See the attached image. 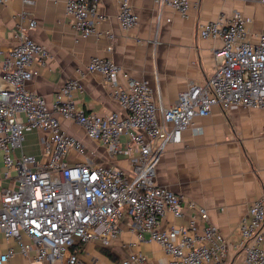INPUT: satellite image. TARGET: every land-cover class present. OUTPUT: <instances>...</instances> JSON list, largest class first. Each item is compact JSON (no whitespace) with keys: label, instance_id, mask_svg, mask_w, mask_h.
<instances>
[{"label":"built area","instance_id":"1","mask_svg":"<svg viewBox=\"0 0 264 264\" xmlns=\"http://www.w3.org/2000/svg\"><path fill=\"white\" fill-rule=\"evenodd\" d=\"M10 1L0 0V6ZM22 2L32 5L34 0ZM155 2L159 20L164 8L187 17L192 7L190 0ZM66 12L78 39L99 35L98 25L106 20L100 0H66ZM18 16L17 44L0 71V161L15 181L0 199V235L17 248L0 253V264H11L18 251L25 258L33 252L41 264H82L80 244L111 247L123 218L130 219L128 230L137 243L157 244L167 261H152L140 251L117 264H229L231 251L237 252L239 264H264L263 198L250 204L230 240L209 223L206 208L157 183L161 155L167 145L181 143L196 118L210 115L215 106L224 112L238 106L264 110V32L253 33L250 18L239 11L204 23L199 37L222 41L214 50L215 72L205 84L192 82L169 107L155 103L147 80L134 78L111 59L92 58L87 72L104 77L123 111L100 115L78 105L74 94L82 87L77 79L68 81L51 105L28 90L49 51L30 36L36 20L26 12ZM117 21L123 31L138 26L140 17L129 0L121 3ZM60 117L104 148L106 161L97 162V151L64 130ZM39 130L48 134L42 140L43 163L23 152L26 134ZM71 153L82 158L70 163ZM119 159L127 160L129 169L114 163ZM168 215L188 218L185 224H169Z\"/></svg>","mask_w":264,"mask_h":264},{"label":"crops","instance_id":"2","mask_svg":"<svg viewBox=\"0 0 264 264\" xmlns=\"http://www.w3.org/2000/svg\"><path fill=\"white\" fill-rule=\"evenodd\" d=\"M129 1L140 17L136 28L123 31L119 26L117 14L124 0H100L106 20L98 25L99 35L87 39L76 37L66 0H34L32 5L12 0L7 7L0 6V71L17 44L14 33L18 15L26 12L37 22L30 36L49 51L45 63L39 62L38 75L28 83V90L43 96L49 105L68 81L77 79L82 91L74 95L81 108L100 115L123 113L104 77L87 72L90 60L101 57L113 60L134 78L147 80L155 103L169 107L192 82L205 84L215 72L214 50L222 46V41L200 38L198 31L204 23L239 11L250 18L253 33L264 32V3L256 0H190L187 17L167 7L161 11L160 20L155 0ZM109 34L114 35L113 40ZM60 121L63 129L82 140L88 150L97 151V162L106 161V150L91 142L80 127L61 117ZM47 135L41 130L28 132L23 152L45 162L42 140ZM114 163L129 169L127 160ZM157 183L206 208L209 223L227 239H235L237 226L248 215L250 204L264 199V110L238 106L224 112L215 106L210 115L196 118L195 125L183 132L181 143L167 145L157 166ZM14 184L13 176H7L0 161V199ZM187 218L168 215L169 224H185ZM129 223V218L119 221L121 234L111 247L80 244L82 264H117L140 251L152 261L165 263L167 257L157 244L136 242L128 230ZM199 225L203 227L204 223ZM11 246L17 248L14 241L0 235V253ZM34 256L32 252L25 258L18 251L11 264H41ZM239 263L237 252L231 251L229 264Z\"/></svg>","mask_w":264,"mask_h":264},{"label":"rangeland","instance_id":"3","mask_svg":"<svg viewBox=\"0 0 264 264\" xmlns=\"http://www.w3.org/2000/svg\"><path fill=\"white\" fill-rule=\"evenodd\" d=\"M82 158V156H80V158L77 156V154H75V153H71V155H70V159H69V162L70 163H74V162H76V161H78L79 159H81ZM92 243H95L96 245H100L99 247H103L102 245H101V243H99V242H92ZM99 247H98V249H99ZM81 254L82 253H79L78 255H79V257L81 256ZM92 264V263H91Z\"/></svg>","mask_w":264,"mask_h":264},{"label":"trees","instance_id":"4","mask_svg":"<svg viewBox=\"0 0 264 264\" xmlns=\"http://www.w3.org/2000/svg\"><path fill=\"white\" fill-rule=\"evenodd\" d=\"M107 254H109V253H107ZM110 257H112L111 255H109Z\"/></svg>","mask_w":264,"mask_h":264}]
</instances>
